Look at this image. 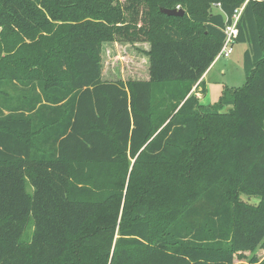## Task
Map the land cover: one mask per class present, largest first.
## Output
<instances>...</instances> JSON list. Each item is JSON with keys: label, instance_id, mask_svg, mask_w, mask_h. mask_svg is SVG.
<instances>
[{"label": "trees", "instance_id": "obj_1", "mask_svg": "<svg viewBox=\"0 0 264 264\" xmlns=\"http://www.w3.org/2000/svg\"><path fill=\"white\" fill-rule=\"evenodd\" d=\"M243 2L0 0V264H264V0L246 83L193 92ZM119 40L148 78L103 79Z\"/></svg>", "mask_w": 264, "mask_h": 264}, {"label": "rangeland", "instance_id": "obj_2", "mask_svg": "<svg viewBox=\"0 0 264 264\" xmlns=\"http://www.w3.org/2000/svg\"><path fill=\"white\" fill-rule=\"evenodd\" d=\"M178 6L184 9L181 4ZM220 9L219 2H213L211 4V12L215 13ZM149 46L147 42H125L120 40L105 42L102 51L103 79L109 81L123 80L127 82L130 79L148 78ZM247 47V43L237 42L234 45V51L231 55L221 56L218 59L214 70L208 78L210 93L203 100L204 103L218 101L224 86L240 87L246 83L247 77L243 61ZM27 187L28 191H32L30 184ZM243 199L252 203L258 202L257 197L248 198L246 195H243ZM29 226L30 224L27 226L24 236L27 230L30 233L32 232L33 229H28ZM246 254L247 256L252 255L250 252H246ZM256 255L260 259L263 258L264 249H258ZM236 260L237 262H242V264H250L249 257L247 260L240 261L237 258Z\"/></svg>", "mask_w": 264, "mask_h": 264}, {"label": "built area", "instance_id": "obj_3", "mask_svg": "<svg viewBox=\"0 0 264 264\" xmlns=\"http://www.w3.org/2000/svg\"><path fill=\"white\" fill-rule=\"evenodd\" d=\"M248 1L249 0H245L243 4H241L234 10L231 19H228V17H226V23L223 29L225 33V40L223 43V47L220 53L218 54V57L229 56L233 53L234 45L235 43H237V37L239 35L238 22ZM177 8H179V6Z\"/></svg>", "mask_w": 264, "mask_h": 264}, {"label": "crops", "instance_id": "obj_4", "mask_svg": "<svg viewBox=\"0 0 264 264\" xmlns=\"http://www.w3.org/2000/svg\"><path fill=\"white\" fill-rule=\"evenodd\" d=\"M220 57H216V59L214 60V62L211 64V66L208 68V70L204 73V75L202 76V78H201V81H204V83H205V90H206V92L205 93H203V92H200V90H202L203 88H204V85L203 86H201V85H199L198 87H194L193 88V92H196V94H197V96L199 97V99H200V102L202 103V104H205V105H207V104H212V103H204L203 102V100L206 98V96L210 93V84H209V80H208V78L210 77V75H211V73H212V71L214 70V68H215V66H216V63H217V61H218V59H219ZM224 88H225V86H224ZM223 88V89H224ZM222 92H223V90H222ZM222 92H221V94H222ZM221 96V95H220ZM220 98V97H219Z\"/></svg>", "mask_w": 264, "mask_h": 264}, {"label": "water", "instance_id": "obj_5", "mask_svg": "<svg viewBox=\"0 0 264 264\" xmlns=\"http://www.w3.org/2000/svg\"><path fill=\"white\" fill-rule=\"evenodd\" d=\"M161 11L171 16H183L185 14V10L182 8H161Z\"/></svg>", "mask_w": 264, "mask_h": 264}]
</instances>
